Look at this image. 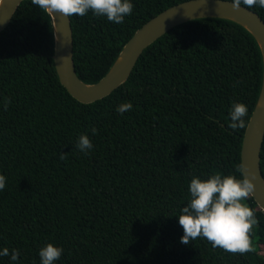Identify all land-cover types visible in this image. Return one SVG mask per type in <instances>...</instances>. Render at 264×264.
Wrapping results in <instances>:
<instances>
[{"label": "trees", "instance_id": "16d2710c", "mask_svg": "<svg viewBox=\"0 0 264 264\" xmlns=\"http://www.w3.org/2000/svg\"><path fill=\"white\" fill-rule=\"evenodd\" d=\"M187 1L132 0L122 24L91 11L70 17L79 78L99 82L139 29ZM250 10L264 20V9ZM53 56L51 16L23 1L0 34V105L10 101L7 111L0 106V248L20 252L0 264H40L47 243L64 249L55 264H264V212L253 197L258 223L253 251L243 255L202 238L181 243L177 219L193 176L240 178L263 79L259 45L245 28L223 19L179 25L144 51L125 84L92 104L69 94ZM125 102L133 108L119 114ZM233 103L248 107L246 126L235 130ZM82 133L93 143L88 154L74 147ZM261 168L264 175V142Z\"/></svg>", "mask_w": 264, "mask_h": 264}, {"label": "clouds", "instance_id": "9594fccd", "mask_svg": "<svg viewBox=\"0 0 264 264\" xmlns=\"http://www.w3.org/2000/svg\"><path fill=\"white\" fill-rule=\"evenodd\" d=\"M33 4L46 12L59 13L65 17L73 15L83 17L90 11L95 16L106 17L115 24H122L125 17L132 15L134 4L132 0H32ZM233 9H239L243 4L247 8L264 9V0H230ZM10 101L4 98L2 106L7 111ZM131 102L121 103L116 111L123 114L132 110ZM248 107L244 103H233L229 110L232 129L246 126L245 117ZM93 135L95 127L91 129ZM74 147L81 153L88 154L93 149V143L85 133L77 137ZM65 154H60L63 160ZM236 171L240 178L233 174L224 175L213 172L202 179L193 176L188 185L186 206L180 209L177 217L182 227L181 243L188 244L197 238L206 239L213 248H220L228 253L241 255L253 251L251 232L258 220L255 210L247 203L255 192V176L244 170L243 165H237ZM7 177L0 174V191L6 187ZM64 249L47 243L40 248L38 256L40 264H55L60 259ZM10 256L12 262L18 261L20 252L7 247L0 248V257Z\"/></svg>", "mask_w": 264, "mask_h": 264}, {"label": "water", "instance_id": "95a60500", "mask_svg": "<svg viewBox=\"0 0 264 264\" xmlns=\"http://www.w3.org/2000/svg\"><path fill=\"white\" fill-rule=\"evenodd\" d=\"M25 0H0V34L5 31ZM54 33V64L61 84L83 104H92L111 95L130 78L144 51L175 27L199 19H223L245 28L259 45L263 60V79L255 110L247 126L241 151V165L255 176L253 198L264 212V175L261 152L264 142V20L241 5L233 9L228 0H191L162 12L127 42L107 75L95 84L82 81L74 63V38L71 18L51 14Z\"/></svg>", "mask_w": 264, "mask_h": 264}]
</instances>
